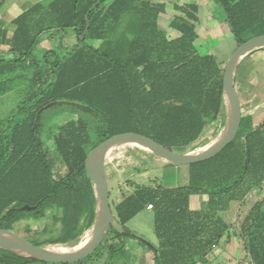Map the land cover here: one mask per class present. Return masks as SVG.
<instances>
[{
  "label": "trees",
  "instance_id": "trees-1",
  "mask_svg": "<svg viewBox=\"0 0 264 264\" xmlns=\"http://www.w3.org/2000/svg\"><path fill=\"white\" fill-rule=\"evenodd\" d=\"M214 1L236 46L264 35V0ZM176 7L183 17H174L169 27L179 36L169 39L157 27L164 4L54 0L47 7L48 25L63 33L72 29L77 41L62 56L46 50L41 60L34 52L45 30L32 19L42 6L11 21L9 48L0 54V94L25 77L26 90L0 123V230H11L22 220L35 225L46 211L52 217H78L86 200L94 209L97 198L84 162L112 136L139 134L178 153L192 147L225 111L223 68L195 48L197 7ZM130 11L138 13L140 24L128 47L109 41L121 16ZM5 33L0 29L2 39ZM93 39L106 43L94 47L89 44ZM62 113L77 118L53 137L59 160L43 132L47 121ZM185 167L183 186H135L115 206L109 199L113 221L94 253L105 249L109 259L120 258L126 245L135 242L153 255L154 264H209L212 249L233 230L248 259L241 264H264V122L254 126L250 115H242L236 136L220 153ZM254 195L262 196L241 217L240 207ZM199 196L205 197L206 208L191 209L190 198ZM232 203L239 207L227 224L224 216ZM146 204L154 209L156 243L126 227ZM0 252V264H50Z\"/></svg>",
  "mask_w": 264,
  "mask_h": 264
},
{
  "label": "rangeland",
  "instance_id": "rangeland-1",
  "mask_svg": "<svg viewBox=\"0 0 264 264\" xmlns=\"http://www.w3.org/2000/svg\"><path fill=\"white\" fill-rule=\"evenodd\" d=\"M11 0H6V2ZM167 5L169 17L165 20H172L173 16H182V13L174 8V5L169 0H164ZM177 8V7H176ZM177 14V15H176ZM164 15V16H166ZM200 16V15H199ZM204 15L200 16L201 22H205ZM163 25V22L160 23ZM167 37L175 36L172 30H168ZM120 32L115 30L112 37L118 38ZM53 49L56 50L60 56L65 53L69 47L61 48L57 44V38L54 39ZM228 38L223 36L218 37V40L213 45H218V61L222 68L224 67L227 56L221 52L222 49H231ZM118 41V40H117ZM237 47V46H236ZM234 48V50L236 49ZM233 50V52H234ZM30 74V70L24 71ZM19 92H9L4 95L0 102V119H6L9 114L16 108L22 99ZM249 105L243 101L241 113L242 115L251 114ZM254 123L259 125L264 122V108L260 112H255ZM77 115L71 113H62L52 116L45 124L43 139L49 147L50 153L57 156L55 150L53 137L56 135L58 128L70 120H75ZM228 104H226L225 111H222L214 120L210 121L203 131L197 142L190 148L179 150L178 154H195L199 153L215 140L221 133H223L228 124ZM60 160V158L57 156ZM107 158V159H106ZM104 162V170L108 182L109 199L112 205L118 204L120 201L128 197L135 186H150L161 184L164 188H176L186 184L187 182V167L170 166L162 158L153 155L146 149L135 145H124L113 150L106 156ZM170 185H176L171 187ZM262 195H254L248 199L241 207L240 215L244 217L254 201L261 198ZM189 206L193 210H204L206 208L205 197H193ZM98 205L93 209L86 200L82 211L78 217H62L58 214L52 217L50 211H46L44 219L35 224H30L27 220L18 222L10 231L17 237L39 247L64 246L73 247L80 241L87 237L91 239L94 227L95 217ZM146 213L138 215L132 221L126 224L129 231H134L143 236L148 241L155 243L156 239L153 233V208L147 209ZM229 216L226 214L224 219L229 221ZM79 238V239H78ZM77 240V241H76ZM215 247L212 249L206 262L215 263L216 255L214 254ZM0 252V258H1ZM141 247L135 242H129L126 245V253L123 257L109 259L106 250L98 251L87 257L84 264H151V261L144 259Z\"/></svg>",
  "mask_w": 264,
  "mask_h": 264
},
{
  "label": "crops",
  "instance_id": "crops-1",
  "mask_svg": "<svg viewBox=\"0 0 264 264\" xmlns=\"http://www.w3.org/2000/svg\"><path fill=\"white\" fill-rule=\"evenodd\" d=\"M52 1L54 0H11L9 2H6V0H0V29L6 32L4 39H2L0 36V54L5 53L9 48V43L13 35V26L11 24V21L18 15L22 14L23 12L27 11L29 8L37 4L41 5L42 9L34 14L32 24H38L39 28L44 29L45 31L40 40L36 43L34 57L37 60H41L43 53L46 50L53 49L52 44L53 42H55V38H57L56 45H59L61 48H71L76 44L77 40L72 29H66L63 33L58 32V30L54 26L48 25L49 21H47V7ZM146 1L153 5L164 4L165 11L164 13L158 15L157 27L159 30L164 31L167 34V27L168 30H172L169 27V23L172 20H165L169 17V15H166L169 13L168 11H166L167 5H165V1ZM169 1H171V3L174 5V8L175 6L185 7L188 5H195L197 7V22L194 23L195 32L197 34L195 48L200 56L212 55L214 59L218 63H220L217 59V54L219 52V50L217 49L218 45H213L214 42L218 40V37L220 35L224 38L227 37V41H229V44L231 45V49H222L221 52L223 53V55L225 54L227 58L230 57V55L233 53L234 48L236 47V44L225 23L224 16L222 15L219 6L214 0ZM199 15H204V19H206V21L202 23ZM177 17H183V14L182 16L177 15ZM161 22H163V25L160 24ZM139 24L140 18L138 13L133 11L125 13L119 19L115 29L116 31L118 30L120 32L117 36L118 38L113 36L109 41L116 42L118 40L120 41L121 46L128 47L130 41L134 38L135 33L139 29ZM173 34L175 36H173L171 39L179 36L176 31H173ZM105 43V41L96 39L89 41V44L94 47H99ZM2 58L8 59L9 57L4 55ZM23 74L27 76L25 72H23ZM233 82L238 95L240 107L242 108L243 101H245V103L249 105L250 110L253 112L248 115L251 116L253 125L256 126L254 123V118L256 115L255 112H260L262 108H264V48H259L251 51L242 58L235 69ZM9 86V89L6 92L0 94V102L4 95L12 91L19 92L22 95L23 98L20 100L21 102L24 99L25 95L26 77L24 79L19 78L13 81ZM4 121L5 119H0V123ZM170 186L176 187V185ZM192 199L193 197L190 198V202H192ZM238 207L239 206L237 203L231 204L230 210L227 212V215L230 218L229 221L224 219L225 223L229 224L234 220ZM146 212L147 211L144 209L138 215L140 216L142 215V213ZM137 216H135L134 218H136ZM133 219H131L130 221H132ZM141 250L144 255V259H147L148 261H151V264H154L155 262L153 255L151 253L145 252L142 248ZM214 254L217 256L215 259V263L212 262L210 264H241L245 261L248 262L242 242L238 239V237L235 236L233 230L225 234L224 237L219 241V244L215 247Z\"/></svg>",
  "mask_w": 264,
  "mask_h": 264
},
{
  "label": "water",
  "instance_id": "water-1",
  "mask_svg": "<svg viewBox=\"0 0 264 264\" xmlns=\"http://www.w3.org/2000/svg\"><path fill=\"white\" fill-rule=\"evenodd\" d=\"M259 48H264V35L252 37L237 45L223 67L222 83L226 104H228L229 120L222 137L212 147L195 154H178L145 136L135 133H123L103 141L88 153L84 165L93 183L101 217L97 220L98 214L96 213L91 239L83 248L70 253H51L43 247L35 246L15 236L10 230H0V233H6L11 236L10 241L0 239V249L50 264H74L91 256L104 239L113 221L109 203L108 182L104 170L107 153L124 145L140 146L175 167L203 162L216 156L234 139L242 117L238 95L233 82L235 69L245 55Z\"/></svg>",
  "mask_w": 264,
  "mask_h": 264
},
{
  "label": "bare ground",
  "instance_id": "bare-ground-1",
  "mask_svg": "<svg viewBox=\"0 0 264 264\" xmlns=\"http://www.w3.org/2000/svg\"><path fill=\"white\" fill-rule=\"evenodd\" d=\"M224 133V132H223ZM223 133H221L215 140H213L209 145L208 147H206L205 149L209 148V147H212L214 144H216V142L219 141V139L222 137ZM203 149V150H205ZM202 150V151H203ZM112 151H109L107 153L106 156H108ZM201 152V151H200ZM107 159V158H106ZM97 220L100 219L101 217V213H100V209L97 210ZM0 239L1 240H4V241H10L11 240V236L9 234H6V233H0ZM79 239V238H78ZM89 238L87 237L86 239L84 238V240L80 241L78 244H76L75 246L71 247H64V246H52V247H46L45 249L48 251V252H51V253H70V252H74V251H77L81 248H83L88 242H89ZM77 241V240H76Z\"/></svg>",
  "mask_w": 264,
  "mask_h": 264
},
{
  "label": "built area",
  "instance_id": "built-area-1",
  "mask_svg": "<svg viewBox=\"0 0 264 264\" xmlns=\"http://www.w3.org/2000/svg\"><path fill=\"white\" fill-rule=\"evenodd\" d=\"M147 209H152V206L151 205H147Z\"/></svg>",
  "mask_w": 264,
  "mask_h": 264
}]
</instances>
